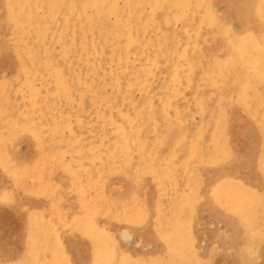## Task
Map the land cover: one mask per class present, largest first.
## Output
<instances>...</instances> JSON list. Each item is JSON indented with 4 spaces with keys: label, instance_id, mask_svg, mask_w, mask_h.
Wrapping results in <instances>:
<instances>
[{
    "label": "rangeland",
    "instance_id": "374dc122",
    "mask_svg": "<svg viewBox=\"0 0 264 264\" xmlns=\"http://www.w3.org/2000/svg\"><path fill=\"white\" fill-rule=\"evenodd\" d=\"M67 1L72 6H63V2L51 9L41 2L42 9H39L40 6L35 8L30 18L28 15H21L23 17L20 20L16 18L13 11L15 8L9 6L6 0H0V134H6L5 138L8 137L5 139L0 135V150L3 149L0 152V264H6V262L23 264L24 261L26 264L28 260L29 263L31 260V262L35 261V264L38 262L45 264L44 259L47 255L51 259L54 256L52 261L55 260L52 262L50 258H47V264H56L58 259L63 258L66 259L60 260L58 264L68 259L70 264H98L99 259L92 255L104 257L109 252L112 256L105 260L107 264L108 262L130 264L127 263V259L133 264H154L156 260L155 264H172L174 257L170 254V246L175 242L168 240L166 234L168 228L171 227L168 221L170 223L173 220L178 222L177 227L180 226L178 229L182 231L178 232V235H181L182 241L186 240L185 247L190 249V252L186 249L187 255H192V259L194 257L202 259L199 261L194 259L196 264H213V262L214 264H264V233H261L264 230V218H262L264 214H261V212L264 213L261 211L264 210V202H261L264 201V162H262L264 159V102L261 111V106L258 110L255 109L256 102L264 101V93L255 89V87H260L256 81L248 91L252 100L250 105L240 103L241 99L236 96L242 88L238 87L240 80L236 72H240L241 68L227 65L223 67V71H220L217 68L220 61L216 58L226 52L227 42L225 34L222 36L217 33L215 26L226 21V14L235 26L238 16L241 17L243 13L248 14L247 10H242V6L249 3V0H208L213 4L215 19L216 17L218 19L215 21L209 17L202 23L199 21L203 17V6H198L197 0H166V3L161 5L155 0H141L145 2L142 6L140 4L135 6L136 12L135 9H131V6L124 7L123 0H117L113 4H109L110 0H98L99 5H93L94 0ZM138 1L132 0L135 3ZM83 3L88 4V9L84 13L79 11ZM25 5L26 11H29L27 7L30 3H25ZM101 5H104L105 14L99 20V16L96 15H100L97 10ZM179 7L182 8L181 13L185 20L178 19L174 23H168L165 15L168 13L170 15L174 10L180 12ZM249 13L251 14L250 11ZM222 58L224 59V56ZM189 63L194 64L192 73L188 71ZM213 69L216 71L214 72ZM203 70L204 72L208 70V72L204 73ZM175 71L183 75L180 80L173 82L172 75ZM215 78L220 79V81L217 79L218 86L213 84ZM26 80L31 82L32 89L25 85ZM220 84L222 89H227L228 92L220 91ZM198 85L202 87L201 90ZM218 92L226 96L222 102L218 99ZM40 97H42L41 100ZM212 112L216 114L215 117ZM19 118H25L23 120L27 124ZM16 120L17 122H14ZM19 122H24L26 125ZM17 126L20 127L17 128ZM122 136L125 138L123 139ZM123 143L125 146L120 145ZM186 147L189 150L187 152H185ZM209 149L210 151L213 149L212 153ZM170 150L172 153L169 152ZM50 152L54 154L49 156ZM86 153L92 155H90L92 158L89 156L92 160L87 157ZM207 153H211L212 156L209 157ZM58 154L63 155L59 157ZM73 154L80 158L75 164H71ZM38 155H42L39 160ZM124 169L126 171L123 172ZM73 177L74 180H72ZM225 180L241 182L243 189L247 190L251 196L256 193L254 197L257 203L248 206V211H252V215L246 219L249 224L248 230L244 227L241 216L239 217L230 208L215 200L218 185ZM98 184H100L99 187ZM156 186L158 188L163 186V189H157ZM22 187L29 189L25 190ZM166 190H169V194ZM171 191L175 193L172 195ZM95 192L96 195L93 194ZM37 193L38 196H36ZM86 193L90 195L88 196L90 199L86 197ZM127 198H130L128 199L130 202ZM91 199L94 201L92 202ZM131 199L134 201L131 202ZM156 199H161V201ZM249 201L247 203H251ZM96 202L99 204H95ZM171 203L173 205H170ZM86 207H89L88 210ZM38 208H40L39 213ZM171 210L176 211L177 216H174L175 213L172 214ZM80 211L83 214L82 217H80ZM28 213L33 217L37 215L38 219L30 215L27 217ZM50 213L53 214L50 216ZM156 213L160 215L157 216ZM163 213L166 215H162ZM70 214H72L71 218ZM74 214L77 216L73 218ZM255 215L258 217L256 218ZM44 216L49 217L45 219V222L42 221ZM53 216H55L54 219ZM166 216L170 219H166ZM191 216L194 217L191 218ZM253 216L255 218H251ZM32 220L38 223L34 225ZM190 220L193 221L190 223ZM83 222H86V225ZM260 223L261 225L256 226ZM78 225L79 231H77ZM30 226L35 228L32 229ZM165 229H167L166 233H163ZM186 230L190 232L188 235L187 231L188 237L186 232L182 234ZM52 232H55V236ZM45 237H50L53 241L50 238L45 241ZM37 238H39L38 241H36ZM169 238L172 239V235H169ZM59 240H63V244ZM92 242L96 247L91 245ZM108 242H111V247ZM246 242L250 243L249 246ZM40 245L44 248H39ZM101 245H105L104 248ZM191 246L197 248L198 251L193 250L194 247L192 251ZM95 248L99 249L98 253ZM105 248L111 251H106ZM253 248L256 250L253 252H256L255 254L250 253ZM30 249L32 250L29 251ZM41 249H46L44 252L46 256L45 254L41 256L43 260L38 257L43 253ZM38 251L40 252L36 255ZM99 251H102L100 255ZM193 252L198 256L190 254ZM123 253L126 261L123 255L121 256ZM153 256L155 261L149 262ZM120 258L124 262L119 261ZM139 258L142 262H139ZM133 259H135L134 262ZM68 261L66 264H69ZM102 263L105 264L104 261L100 264Z\"/></svg>",
    "mask_w": 264,
    "mask_h": 264
},
{
    "label": "bare ground",
    "instance_id": "6f19581e",
    "mask_svg": "<svg viewBox=\"0 0 264 264\" xmlns=\"http://www.w3.org/2000/svg\"><path fill=\"white\" fill-rule=\"evenodd\" d=\"M95 2H94V4L93 5H99L100 3H97L98 2V0H94ZM101 1V0H100ZM111 2H109V4H113L114 2H117V0H110ZM146 1H149V0H146ZM156 2H157V4H163V3H166V0H155ZM6 2L8 3V5L9 6H13L15 9H13V11L15 12V14H16V18L17 19H19L20 18V20H22V17L23 16H21V15H28L29 16V18L30 17H32L33 16V11H34V9L35 8H38L39 6V9L41 8L42 9V7H41V2L46 6V7H50V9L51 8H54V7H57L58 6V4L59 3H63L64 5L63 6H72V5H70L71 3L69 2V1H67L66 2V0H6ZM123 5H124V7L126 6V7H128V6H131V9H135V6H137V5H143V3L145 2V1H141V0H139L138 2H132V0H123ZM25 3H30V6H28L27 7V9L29 10V11H26V5H25ZM133 4V5H132ZM48 5V6H47ZM197 5L198 6H200V5H202L203 7H202V9H203V13H202V15H203V17H202V20L200 19V21H199V23H202L203 22V20H208L209 19V17H211L212 18V20H217L218 18L216 17V19H215V16L213 15L214 13V7H213V4H211V2H209L208 0H197ZM218 5V4H217ZM246 5V6H245ZM99 8H98V10H97V12H99V14L100 15H96V16H99V20H101L102 19V16L105 14L104 12H105V8H103L104 7V5H101V6H98ZM108 7H111V5H108ZM89 8H91V6L89 7ZM136 8H138V7H136ZM88 9V4H85V3H83V5H81L80 6V8H79V11L80 12H86V10ZM110 9V8H109ZM139 10H140V6H139V8H138ZM174 10V9H173ZM172 10V11H173ZM184 10V9H183ZM242 10H247L248 11V14L247 13H243V15L240 17V16H238L239 18L238 19H236L237 20V22H236V24H237V26H236V24H235V26H234V23H233V21L231 22L230 21V19H228L229 18V16H227V14L225 15L226 16V21L224 20L223 21V23H220V24H218V25H216L215 26V28H216V31H217V33H219V34H221L222 36L225 34V39H226V42H227V44L225 45V46H227V50H226V52H224V53H222V55H220V56H217L216 58H219L218 59V61H220L219 62V65H218V69L220 70V71H223V67L225 66H227V65H229V67H233L232 65H235V66H237V67H239V68H241V70H240V72H236V74H238V79L240 80L238 83H239V85H238V87L239 88H242V90L239 92V94H238V96H236L237 98H240L241 100H240V103H243V105H250V102H252V100H251V98L249 97V94H248V91H249V88L250 87H252V84H255V82L257 81L259 84H260V87H255V89L256 90H258L260 93L261 92H263L264 93V0H249V3H246V4H243V6H242ZM56 11V10H55ZM135 12L137 11L136 9L134 10ZM178 11H180V12H175V10L169 15V13L168 14H166L165 15V19L167 20V22L168 23H174L176 20H178V19H182V20H185V17H183L182 16V8L181 7H179V9H178ZM249 11L251 12V14L249 13ZM232 12V11H231ZM42 13V12H41ZM93 13V12H92ZM36 14H37V12H36ZM164 15V14H163ZM216 16H218V15H216ZM25 17V16H24ZM162 19H163V16H162ZM132 20V19H131ZM19 21V20H18ZM161 21H163V20H161ZM229 21V22H228ZM20 23V22H19ZM126 24V23H125ZM239 24V25H238ZM127 25V24H126ZM204 25H205V23H204ZM13 26V25H12ZM201 26V25H200ZM199 26V27H200ZM165 27V26H164ZM180 28V27H179ZM188 27H186V29H187ZM9 29V28H8ZM16 29V28H15ZM14 30V29H13ZM12 30V31H13ZM17 31V30H16ZM169 31V30H168ZM188 31V30H187ZM28 32V31H27ZM171 32V31H170ZM13 34V33H12ZM207 34V33H206ZM214 34V33H213ZM170 35V34H169ZM122 36V35H121ZM120 36V37H121ZM13 37V36H12ZM15 37V36H14ZM215 38V37H214ZM11 39H13V38H11ZM184 39V38H183ZM225 43V42H224ZM183 44V43H182ZM192 47V46H191ZM219 47H223V46H219ZM122 48V47H121ZM223 49V48H222ZM122 50V49H121ZM120 51V50H119ZM188 51V50H187ZM194 51V50H193ZM217 51H219L218 49H217ZM209 52H211V50H209ZM212 53V52H211ZM186 55V54H185ZM187 55H188V53H187ZM215 55V54H214ZM115 56V55H114ZM198 56V55H197ZM224 56V59L222 58ZM102 57V56H101ZM37 58V57H36ZM195 58V57H194ZM88 59H90V58H88ZM188 59V58H187ZM196 59V58H195ZM93 60V59H92ZM161 60V59H160ZM159 60V61H160ZM163 60H164V58H163ZM162 60V61H163ZM114 61V60H113ZM200 61V60H199ZM217 61V62H218ZM195 62H197V61H195ZM203 61H201V63H202ZM206 62V61H205ZM204 62V63H205ZM118 63V62H117ZM186 64V63H185ZM184 64V65H185ZM193 64V63H192ZM212 64V63H211ZM83 65V64H82ZM122 65V64H121ZM194 65V64H193ZM193 65H191V63H189V72H191L192 70H193V68H194V66ZM202 65V64H201ZM208 65V64H207ZM112 66V65H111ZM198 66V65H197ZM210 66H212V65H210ZM20 67V66H19ZM79 67V66H78ZM89 67H91V66H89ZM75 68V67H74ZM77 68V67H76ZM133 68V67H132ZM197 68V67H196ZM209 68V65H208V67H207V69ZM186 69V68H185ZM204 69H205V67H204ZM211 69H212V67H211ZM210 69V70H211ZM216 69V68H215ZM215 69H213V71L215 70ZM195 70V69H194ZM202 70V69H201ZM67 71V70H66ZM216 71V70H215ZM214 71V72H215ZM113 72V71H112ZM153 72H154V70H153ZM194 72V71H193ZM199 72H202V71H199ZM203 72H204V70H203ZM205 72H208V70L206 71L205 70ZM204 72V73H205ZM21 73V72H20ZM192 73V72H191ZM195 73H196V71H195ZM217 73V72H216ZM235 73V72H234ZM215 74V73H214ZM224 74V73H223ZM18 75V74H17ZM183 74L182 73H179L178 71H175L174 72V74L172 75V80H173V82H175V81H177V80H180L181 79V76H182ZM208 75V74H207ZM218 75H219V73H218ZM18 76H20V74L18 75ZM194 76V75H193ZM17 77V76H16ZM95 77V76H94ZM208 77H209V75H208ZM221 77V76H220ZM21 78V77H20ZM30 78V77H29ZM132 78V77H131ZM196 78H198V77H196ZM205 78V77H204ZM100 79V78H99ZM189 79V78H188ZM199 79V78H198ZM217 79H219V78H215L214 80H213V84H217L216 86H218V83H219V81H220V79H219V81L217 80ZM35 80V79H34ZM102 81V80H101ZM100 81V82H101ZM223 81V80H222ZM25 83V85L29 88V89H32L33 88V85L31 84V82H29V81H25L24 82ZM23 83V84H24ZM102 83H103V81H102ZM187 83V82H186ZM208 83V82H207ZM209 83H211V82H209ZM8 84V83H7ZM204 84V83H203ZM16 85H18V83H16ZM36 85V84H35ZM204 85H206V84H204ZM149 86V85H148ZM185 86V85H184ZM199 86V85H198ZM208 86H210V85H208ZM18 87H19V85H18ZM23 87V86H22ZM27 87H25V88H27ZM199 87H201V86H199ZM198 87V88H199ZM206 87H207V85H206ZM211 87V86H210ZM219 87L221 88L220 89V91H225V92H228V90L227 89H222L223 87H222V85L220 84L219 85ZM58 88V87H57ZM116 88V87H115ZM20 90L22 89V88H19ZM114 89V88H113ZM171 89V88H170ZM200 90L202 89V87L201 88H199ZM130 90V89H129ZM168 90V89H167ZM205 90V89H204ZM214 90V89H213ZM24 91V90H23ZM169 91V90H168ZM193 91V90H192ZM198 91V90H197ZM125 92V91H124ZM184 92V91H183ZM199 92H201V91H199ZM199 92H197V93H199ZM238 92V91H237ZM25 93V92H24ZM28 93V92H27ZM32 93V92H31ZM40 93V92H39ZM107 93V92H106ZM196 93V94H197ZM208 93V92H207ZM206 93V94H207ZM193 94H194V92H193ZM205 94V93H204ZM210 95L212 94V93H209ZM215 94V93H214ZM237 94V93H236ZM257 94V93H256ZM28 95H29V93H28ZM64 95V94H63ZM130 95V94H129ZM128 95V96H129ZM192 95V94H191ZM208 95V94H207ZM25 96V95H24ZM27 96V95H26ZM131 96V95H130ZM190 96V95H189ZM200 96V95H199ZM218 99H219V101L220 102H222L223 101V99L226 97L222 92H218ZM255 96H258V95H255ZM25 98V97H24ZM41 98L42 97H40V100H41ZM207 98V97H206ZM230 98V97H229ZM161 99V98H160ZM163 99H165V98H163ZM208 99H210V98H208ZM213 99V98H212ZM216 99V98H215ZM234 99V98H233ZM34 100V99H33ZM37 100V99H36ZM40 100L38 101V102H40ZM197 100V99H196ZM205 100H207V99H205ZM237 100V99H236ZM235 100V101H236ZM26 101H28V100H26ZM30 102H31V100H29ZM209 101H211V100H209ZM213 101V100H212ZM230 101H231V99H230ZM205 102V101H204ZM215 102V101H214ZM263 100L262 101H259V102H256L255 103V109H259L258 107H260V111L262 110V108H263ZM166 103V102H165ZM207 103V102H206ZM237 103V102H236ZM28 104V103H27ZM31 104V103H30ZM47 104V103H46ZM232 104V103H231ZM26 105V104H25ZM195 105V104H194ZM211 105H212V103H211ZM216 105V104H215ZM223 105V104H222ZM28 106V105H27ZM30 106V105H29ZM50 106V105H49ZM128 106V105H127ZM132 106V105H131ZM141 106H143V105H141ZM206 106V105H205ZM224 106V105H223ZM96 107V106H95ZM122 107V106H121ZM181 107V106H180ZM215 107H217V106H215ZM218 107H220V106H218ZM244 107V106H243ZM70 108V107H69ZM203 108V107H202ZM245 108V107H244ZM35 109V108H34ZM74 109V108H73ZM96 109V108H95ZM198 109V108H197ZM242 109V108H241ZM247 109V108H246ZM251 109V108H250ZM22 110H24V109H22ZM30 110V109H29ZM36 110H37V108H36ZM51 110H52V108H51ZM199 110V109H198ZM220 110V109H219ZM218 110V111H219ZM231 110V109H230ZM27 111H28V109H27ZM67 111V110H66ZM134 111V110H133ZM192 111V110H191ZM226 111V110H225ZM244 111V110H243ZM28 112H30V111H28ZM56 112V111H55ZM60 112V111H59ZM195 112H196V109H195ZM264 112V111H263ZM24 113V112H23ZM27 113V112H26ZM72 113V112H71ZM180 113V112H179ZM191 113V112H190ZM198 113V112H197ZM215 113H216V111H215ZM215 113H213L212 112V114H213V116L215 115L216 116V114ZM226 113V112H225ZM242 113H244V112H242ZM28 114V113H27ZM50 114V113H49ZM193 114H194V112H193ZM196 114V113H195ZM219 114H221V113H219ZM53 116V115H52ZM71 116V115H70ZM72 116H74V115H72ZM79 116V115H78ZM187 116V115H186ZM185 116V117H186ZM189 116V115H188ZM187 116V117H188ZM214 116V117H215ZM228 116H229V114H228ZM227 116V117H228ZM61 117V116H60ZM192 117H193V115H192ZM212 117V116H211ZM227 117H225V119L227 118ZM250 117V116H249ZM56 118V117H55ZM66 118H67V116H66ZM190 118V117H189ZM213 118V117H212ZM0 119H1V117H0ZM3 119V118H2ZM22 120L23 119H25V118H21ZM20 118H19V120H21ZM65 119V118H64ZM193 119V118H192ZM214 119H216V118H214ZM13 120V119H12ZM18 120V119H17ZM17 120L16 121H14V122H17ZM18 120V121H19ZM26 120H28V119H26ZM31 120V119H30ZM59 121H60V119H58ZM75 120V119H74ZM79 120V119H78ZM109 120V119H108ZM130 120V119H129ZM191 120V119H190ZM213 120V119H212ZM227 120V119H226ZM6 122H7V120H5ZM24 121V120H23ZM29 121V120H28ZM56 121V120H55ZM58 121V122H59ZM63 121V120H62ZM1 122V121H0ZM4 122V121H3ZM25 122V121H24ZM24 122H19V123H23L24 124ZM35 122V121H34ZM64 122V121H63ZM75 122H76V120H75ZM26 124H27V122H25ZM174 123V122H173ZM176 123V122H175ZM200 123V122H199ZM198 123V124H199ZM228 123V122H227ZM254 123H256V122H254ZM6 124V123H5ZM10 124V123H9ZM8 124V125H9ZM18 124V123H17ZM23 124H20V125H23ZM26 124H24V126L26 125ZM60 124H61V122H60ZM195 124V123H194ZM257 124V123H256ZM7 125V124H6ZM228 125V124H227ZM12 126V125H11ZM64 126V125H63ZM202 126V125H201ZM259 126V125H258ZM3 127V126H2ZM9 127V126H8ZM18 127H20V126H17V128ZM31 127V126H30ZM29 127V128H30ZM80 127V126H79ZM118 127H120V126H118ZM0 128H1V126H0ZM4 128V127H3ZM11 128V127H10ZM28 128V127H27ZM33 128V127H32ZM114 128H115V126H114ZM202 128V127H201ZM204 128V127H203ZM12 129V128H11ZM61 129V128H60ZM5 130V129H4ZM71 130V129H70ZM117 130V129H116ZM18 131V130H17ZM121 132H122V129L120 130ZM120 131H119V133H120ZM217 131V130H216ZM27 132H28V130H27ZM215 132V131H214ZM220 132V131H219ZM2 133V132H1ZM118 133V134H119ZM216 133V132H215ZM8 134V133H7ZM12 134V133H11ZM183 134V133H182ZM210 134V133H209ZM1 136H4V135H6V134H0ZM9 135V134H8ZM32 135V134H31ZM225 135V134H224ZM12 136H14V135H12ZM33 136V135H32ZM193 136V135H192ZM7 137V136H6ZM123 137V136H122ZM178 137V136H177ZM3 138V137H2ZM4 138H5V136H4ZM34 138H36V136L34 135ZM97 138V137H96ZM125 137H123V139H124ZM165 138V137H164ZM226 138V137H225ZM5 139H8V137L7 138H5ZM11 139V138H10ZM9 139V140H10ZM118 139V138H117ZM129 139V138H128ZM180 139V138H179ZM220 139V138H219ZM0 140H1V137H0ZM37 140V139H36ZM35 140V141H36ZM71 140V139H70ZM176 140V139H175ZM4 142L6 141V140H3ZM120 141H121V139H120ZM119 141V142H120ZM127 141H129V140H127ZM78 142V141H77ZM118 142V143H119ZM124 142V141H123ZM162 142V141H161ZM219 142V141H218ZM79 143V142H78ZM122 143V142H121ZM174 143H175V141H174ZM188 143V142H187ZM221 143V142H220ZM227 143H229V142H227ZM2 144V143H1ZM37 144H38V142H37ZM67 144V143H66ZM70 144V143H69ZM200 144V143H199ZM39 145V144H38ZM38 145H37V147H38ZM50 145V144H49ZM89 145V144H88ZM120 145H124L125 146V144L123 143V144H120ZM140 145V144H139ZM95 146V145H94ZM126 146H127V144H126ZM138 146V145H137ZM188 147H190V145L188 146ZM18 148V147H17ZM36 148V147H35ZM54 148V147H53ZM53 148L51 149V150H53ZM73 148H75V146H73ZM89 148H91V147H89ZM89 148H87V149H89ZM187 148V147H186ZM209 148V147H208ZM39 149V148H38ZM37 149V150H38ZM125 149V148H124ZM173 149V148H172ZM56 150V149H55ZM64 150H66V149H64ZM86 150V149H85ZM84 150V151H85ZM91 150V149H90ZM94 150V149H93ZM97 150H99V149H97ZM139 150V149H138ZM213 150V149H212ZM212 150L210 151V149H209V151L212 153ZM1 151H3V149L2 150H0V152ZM70 151V150H69ZM125 151V150H124ZM158 151V150H157ZM172 150H170L169 152L170 153H172L171 152ZM187 151H189L188 150V148H187V150L185 151V152H187ZM64 152V151H63ZM66 152V151H65ZM214 152V151H213ZM218 152V151H217ZM3 153V152H2ZM75 154H76V152H74ZM93 153V152H92ZM126 153V152H125ZM170 153H168L167 152V154H170ZM210 153V154H211ZM215 153V152H214ZM260 153V152H259ZM39 154H41V153H39ZM50 154H54V153H49V156H50ZM75 154H73L72 155V158H71V164H75V163H77V162H79V160H80V158L79 157H77ZM87 154V153H86ZM210 154H208L207 153V155H209V157H211L212 156V154L210 155ZM261 154V153H260ZM0 155H1V153H0ZM59 155V157L60 156H62V155H60V154H58ZM57 155V156H58ZM91 154L89 153V154H87V157L89 158V156H90ZM97 155H99V153L97 154ZM116 155V154H115ZM151 155V154H150ZM164 155H166V154H164ZM42 155H38V160L40 159V158H42L41 157ZM92 156V155H91ZM90 156V157H91ZM95 156V155H94ZM137 156V155H136ZM170 156H171V154H170ZM184 156H186V155H184ZM213 156H214V154H213ZM22 157V156H21ZM48 157V156H47ZM58 157V158H59ZM66 157V156H65ZM96 157V156H95ZM119 157V156H118ZM123 157V156H122ZM166 157V156H165ZM37 158V157H36ZM63 158V157H62ZM83 158H86V157H83ZM92 158V157H91ZM106 158V157H105ZM112 158V157H111ZM116 158V157H115ZM148 158H150V157H148ZM61 159V158H60ZM90 159V158H89ZM94 159V158H93ZM104 158H102V160H103ZM127 159V158H126ZM134 159V158H133ZM136 159V158H135ZM167 159V158H166ZM202 159H204V157L202 158ZM228 159V158H227ZM4 160V159H3ZM58 160V159H57ZM62 160V159H61ZM90 160H92V159H90ZM124 160V159H123ZM152 160H153V158H152ZM84 161V160H83ZM105 161V160H104ZM122 161V160H121ZM171 161V160H170ZM51 162H53V161H51ZM57 162V161H56ZM98 162V161H97ZM108 163L110 162V161H107ZM126 162V161H125ZM155 162V161H154ZM166 162V161H165ZM197 162V161H196ZM260 162V161H259ZM258 162V163H259ZM262 162H264V159H262ZM68 163H69V159H68ZM84 163V162H83ZM86 163V162H85ZM93 163H94V161H93ZM96 163V162H95ZM98 163H100V161L98 162ZM140 163V162H139ZM138 163V164H139ZM202 163V162H201ZM209 163H210V161H209ZM47 164V163H46ZM51 164V163H50ZM49 164V165H50ZM60 164V163H59ZM65 164H66V162H65ZM87 164V163H86ZM97 164V163H96ZM96 164H94V165H96ZM147 164V163H146ZM207 164V163H206ZM11 165V164H10ZM52 165V164H51ZM55 165V164H54ZM57 165H58V162H57ZM61 165V164H60ZM59 165V166H60ZM80 165H81V163H80ZM88 165V164H87ZM93 165V164H92ZM104 165H106V164H104ZM150 165V164H149ZM162 165V164H161ZM169 165V164H168ZM83 166V165H82ZM100 166V165H99ZM46 167V166H45ZM115 167H117V166H115ZM126 167V166H125ZM124 167V168H125ZM165 167H167L168 168V166H166L165 165ZM52 168V167H51ZM60 168V167H59ZM67 168V167H66ZM93 168V167H92ZM114 168V167H113ZM130 168V167H129ZM144 168H145V166H144ZM263 168H264V163H263ZM50 169V168H49ZM58 169V168H57ZM71 169V168H70ZM121 169V168H120ZM140 168H138V170H139ZM171 169V168H170ZM215 169V168H214ZM56 170V169H55ZM65 170V169H64ZM64 170H63V172H64ZM165 170V169H164ZM186 170V169H185ZM259 170H261V169H259ZM31 171V170H30ZM123 172L124 171H126L125 169L124 170H122ZM158 171V170H157ZM69 172H70V170H69ZM75 172V171H74ZM96 172H98V171H96ZM111 173L113 172V171H110ZM198 172V171H197ZM50 173V172H49ZM52 173H53V171H52ZM68 173V172H67ZM72 174H73V172H71ZM87 173H89V171H87ZM100 173V172H99ZM99 173H98V175H99ZM208 173V172H207ZM260 173H261V171H260ZM263 173V172H262ZM54 174V173H53ZM8 175H11V174H8ZM17 175V174H16ZM52 175V174H51ZM50 175V176H51ZM62 175V174H61ZM97 175V174H96ZM155 175H156V173H155ZM175 175V174H174ZM199 175H200V173H199ZM14 176V175H13ZM13 176H11V178L13 177ZM73 176V175H72ZM154 176V175H153ZM160 176V175H159ZM179 176V175H178ZM184 176V175H183ZM16 177V176H15ZM69 177L71 178V174L69 173ZM150 177H151V174H150ZM156 177V176H155ZM174 177V176H173ZM185 177V176H184ZM5 178V177H4ZM50 178V177H49ZM94 178H95V176H94ZM128 178V177H127ZM149 178V177H148ZM160 178V177H159ZM171 178V177H170ZM182 178V177H181ZM56 179V178H55ZM58 179V178H57ZM183 179V178H182ZM194 179V178H193ZM197 179H198V177H197ZM264 179V178H263ZM51 180V179H50ZM70 180V179H69ZM72 180H74V177H73V179ZM159 180V179H158ZM185 180V179H184ZM200 180H201V178H200ZM10 181V180H9ZM58 181V180H57ZM63 181V180H62ZM76 181V180H75ZM88 181V180H87ZM96 181V180H95ZM156 181V180H155ZM163 181V180H162ZM161 181V183H163ZM236 181V180H235ZM254 181V180H253ZM17 182V181H16ZM15 182V183H16ZM39 182V181H38ZM51 182V181H50ZM59 182V181H58ZM74 182V181H73ZM73 182H71V183H73ZM89 182V181H88ZM87 182V183H88ZM92 182V181H91ZM193 182V181H192ZM217 182V181H216ZM215 182V183H216ZM240 182V181H239ZM4 183V182H3ZM54 183V182H53ZM78 185H79V183H78V181L76 182ZM76 183H74V184H76ZM100 183V182H99ZM196 183V182H195ZM10 184V183H9ZM16 184H18V182L16 183ZM16 184H15V186H16ZM55 184V183H54ZM73 184V185H74ZM90 184V183H89ZM159 184V183H158ZM164 184H165V182H164ZM191 184V183H190ZM5 185H6V183H5ZM4 185V186H5ZM50 185V184H49ZM62 185V184H61ZM60 185V186H61ZM99 185L100 184H98V187H99ZM156 185V184H155ZM167 185V184H166ZM172 185V184H171ZM178 185V184H177ZM202 185V184H201ZM247 185V184H246ZM23 186H26V185H23ZM45 186V185H44ZM51 186V185H50ZM54 186V185H53ZM59 186V185H58ZM68 186V185H67ZM71 186H72V184H71ZM115 186V185H114ZM117 186V185H116ZM168 186V185H167ZM166 186V187H167ZM190 186V185H189ZM215 185H213V187H214ZM219 187L217 188V192H216V198H215V200L217 201V202H219V204H221V205H223V206H226V207H228V208H230L232 211H234V213H236V214H238L239 215V217L241 216V219H242V222L244 223V227H246V229L249 227V224H248V222H247V220L246 219H248V217H250L251 215H252V211L250 212V211H248V206L250 205V204H252V205H254V203H257V201L255 200V198L256 197H254V196H256L255 194L256 193H254V196H251V194L247 191V190H244L243 189V187H242V185H241V182L240 183H238V182H234V181H232V180H228V181H226L225 180V182L223 181V183H221L220 185H218ZM11 187H12V185H11ZM52 187V186H51ZM119 187V186H118ZM157 187V186H156ZM191 187V186H190ZM249 187V186H248ZM9 188H10V186H9ZM22 188H25V190H26V188L27 189H29L28 187H22ZM68 188V187H67ZM74 188V187H73ZM82 188H84V186L82 187ZM91 188H92V186H91ZM113 188V187H112ZM160 188V187H159ZM158 187H157V189H159ZM189 188V187H188ZM210 188H211V186H210ZM253 188V187H252ZM6 189V188H5ZM13 189V188H12ZM21 188H19V190H20ZM38 189V188H37ZM145 189V188H144ZM143 189V190H144ZM156 189V190H157ZM160 189H163V186H162V188H160ZM177 189V188H176ZM179 189V188H178ZM191 189V188H190ZM262 189V188H261ZM24 189H22V191H23ZM70 190V189H69ZM72 190V189H71ZM74 190V189H73ZM88 191H89V189H87ZM87 190H85V191H87ZM94 190V189H93ZM119 190H121V189H119ZM197 190V189H196ZM201 190V189H200ZM253 190V189H252ZM255 190H257V189H255ZM9 191V190H8ZM11 191V190H10ZM15 190H13V192H14ZM21 191V194L23 193V192H25V191H23L22 192ZM28 191V193H29V190H27ZM77 191H78V189H77ZM76 191V193H78ZM165 191V190H164ZM168 191L169 190H166V192L168 193ZM211 191H212V189H211ZM210 191V192H211ZM7 192V191H6ZM176 192H178L177 190H176ZM180 192V191H179ZM182 192V191H181ZM180 192V193H181ZM191 193H192V191H190ZM209 192V193H210ZM10 193H12V192H10ZM26 193V192H25ZM27 193V194H28ZM49 193H51V192H49ZM81 193H83V192H81ZM144 193V192H143ZM156 193H157V191H156ZM166 193V194H167ZM171 193H172V191H171ZM173 193H175V192H173ZM173 193H172V195H173ZM179 193V194H180ZM7 193H5V195H6ZM41 194V193H40ZM47 194V193H46ZM87 194V193H86ZM85 194V195H86ZM93 194H95L96 195V192L95 193H93ZM92 194V195H93ZM158 194H160V193H158ZM158 194H157V196H158ZM169 194V193H168ZM167 194V195H168ZM211 194L213 195V193L211 192ZM32 195V194H31ZM35 195V194H34ZM39 194L37 193L36 194V196H38ZM44 195V194H43ZM82 195V194H81ZM92 195H91V198H92ZM98 195H99V193H98ZM132 195V194H131ZM136 195V194H135ZM146 195V194H145ZM167 195H165V196H167ZM171 195V194H170ZM18 196H20L19 194H18ZM46 196V195H45ZM79 196H80V194H79ZM78 195H77V197H79ZM88 196H90V195H88L87 194V198H88ZM94 196V195H93ZM179 196V195H178ZM177 196V198H178V200H179V197ZM8 197V196H7ZM43 197V196H42ZM138 197V196H137ZM146 197V196H145ZM172 197V196H171ZM174 197V196H173ZM180 197H182V195H180ZM184 197V196H183ZM10 198V197H9ZM81 198V197H80ZM94 198V197H93ZM99 198H101L100 196H99ZM135 199H136V196L134 197ZM155 198H156V196H155ZM158 198V197H157ZM162 198V197H161ZM170 198V197H169ZM83 199V198H82ZM86 199V198H85ZM88 199H90V198H88ZM88 199H87V201H88ZM95 199H96V197H95ZM128 199H130V198H127V200ZM145 199V198H144ZM167 199V198H166ZM174 199V198H173ZM182 199H184V198H182ZM257 199H259V198H257ZM41 200V199H40ZM76 200V199H75ZM92 200V202L94 201L93 199H91ZM132 200V199H131ZM141 200H142V197H141ZM157 201H161V199L160 200H158V199H156ZM163 200H165L164 198H163ZM171 200V199H170ZM169 200V201H170ZM176 200V199H175ZM250 200V201H249ZM262 200V199H261ZM49 201H50V198H49ZM61 201V200H60ZM82 201H84V200H82ZM95 201H97V200H95ZM99 201V200H98ZM102 201V200H101ZM100 201V202H101ZM134 200H132L131 202H133ZM143 201V200H142ZM156 201V202H157ZM165 201H168V200H165ZM172 201V200H171ZM180 201V200H179ZM184 201V200H183ZM200 201V200H199ZM214 201V200H213ZM247 201H249V202H251V203H247ZM4 202V201H3ZM46 202V201H45ZM81 202V201H80ZM80 202H79V204H80ZM124 202H126V200H124ZM128 202H130V200H128ZM172 202H174V201H172ZM262 203L264 202V201H261ZM144 203H145V201H144ZM167 203V202H166ZM176 203H178V202H176ZM180 203V202H179ZM178 203V204H179ZM61 204V203H60ZM95 204H97V202L95 203ZM99 204V203H98ZM97 204V205H98ZM162 204V203H161ZM198 204V203H197ZM81 205V204H80ZM92 205V204H91ZM94 205V204H93ZM128 205V204H127ZM132 205V204H131ZM170 205H173V203H171ZM263 205V204H262ZM262 205L260 206V208L262 209ZM65 206V205H64ZM68 206V205H67ZM124 206H125V204H124ZM123 205H122V207H124ZM167 206H168V204H167ZM176 206V205H175ZM48 207V206H47ZM55 207V206H54ZM78 207L79 208H81L79 205H78ZM92 207V206H91ZM135 207V206H134ZM161 207H163V205L161 206ZM176 207H178V206H176ZM25 208V207H24ZM52 208H53V205H52ZM83 209H84V206L82 207ZM87 208V207H86ZM89 208V207H88ZM88 208H87V210H88ZM93 208V207H92ZM222 208V207H221ZM224 208V207H223ZM39 209L40 208H38V213H39ZM48 209H51V207H48ZM58 209V208H57ZM78 209V208H77ZM82 209V210H83ZM133 209V208H132ZM131 209V210H132ZM137 209V208H136ZM165 209H167V208H165ZM164 209V210H165ZM168 209H170V207L168 208ZM171 209H172V207H171ZM178 209V208H177ZM209 209H211V208H209ZM34 210V209H33ZM33 210H31V211H33ZM43 210V209H42ZM58 210H60V209H58ZM57 210V211H58ZM71 210V209H70ZM81 210V211H82ZM173 210H175V208L173 209ZM193 210V209H192ZM250 210V209H249ZM260 210V209H259ZM259 210H258V212H259ZM28 211H29V209H28ZM37 211V210H36ZM47 211V210H46ZM53 211H54V208H53ZM81 211L79 212V214L81 213ZM94 211H96L95 209H94ZM100 211V210H99ZM122 211H123V209H122ZM169 211V213H170V210H168ZM178 211V210H177ZM190 211V210H189ZM195 211V210H194ZM225 211V210H224ZM261 211H264V210H261ZM78 212V211H77ZM125 212V211H124ZM123 212V213H124ZM162 212H163V210H162ZM167 212V210L165 211V213ZM216 212V211H215ZM228 212V211H227ZM248 212H250V213H248ZM29 213H30V211H29ZM28 213V215H27V217L30 215ZM34 213H36V212H34ZM44 213V212H43ZM159 213V212H158ZM158 213H156V215L158 214ZM165 213H163L162 215H164ZM171 213L173 214V213H175V215L174 216H177V213H176V211L175 212H172V210H171ZM195 213H197V212H195ZM226 213V212H225ZM53 214V213H52ZM51 213H50V216L52 215ZM64 214V213H63ZM68 214V213H67ZM84 214H86V213H84ZM90 214V213H89ZM100 214H102V212L100 213ZM172 214H169V215H171L172 216ZM207 214V213H206ZM216 214V213H215ZM261 214H264V213H262L261 212ZM55 215V214H54ZM59 215V214H58ZM71 215L72 214H70V218H71ZM82 213H81V216L80 217H82ZM91 215V214H90ZM126 215V214H125ZM155 215V214H154ZM160 215V214H159ZM159 215H157V216H159ZM166 215V214H165ZM220 215H222V213L220 212ZM232 215H234L233 213H232ZM257 215V214H256ZM256 215H255V217H256ZM32 218H36L37 217V215H36V217H33L32 216V214L30 215ZM29 216V217H30ZM43 216V215H42ZM77 216V215H76ZM75 216V214L73 215V218L74 217H76ZM95 216V215H94ZM105 216H107L106 214H105ZM109 216V215H108ZM157 216L155 217V218H157ZM168 216V215H167ZM167 216H166V219H170V218H167ZM173 216V217H174ZM195 216V215H194ZM193 216V217H194ZM205 216V215H204ZM224 216V215H223ZM234 216H236V215H234ZM26 217V216H25ZM54 217L55 216H53V219H54ZM85 217V216H84ZM110 217V216H109ZM181 217V216H180ZM192 216H191V218H193ZM238 217V218H239ZM254 216L253 217H251V218H255ZM258 217V216H257ZM256 217V218H257ZM46 218H49V217H47L46 216ZM45 216H44V219H42V221L44 220V222H45ZM51 218V217H50ZM59 218V217H58ZM64 218V217H63ZM99 218V217H98ZM97 218V219H98ZM212 218V217H211ZM226 218H229V217H226ZM251 218H249L250 220H251ZM262 218H264V217H262ZM26 219V218H25ZM28 219V218H27ZM36 219H38V218H36ZM77 219H79V218H77ZM127 219V218H126ZM152 219H153V217H152ZM173 219H175V218H173ZM172 219V220H173ZM217 219V218H216ZM240 219V218H239ZM240 219V220H241ZM33 220H35V219H33ZM33 220H32V222H33ZM58 220V219H57ZM76 219H74V221H75ZM82 220H84V219H82ZM91 220H93V219H91ZM114 220V219H113ZM119 220V219H118ZM167 220V221H168ZM254 221H255V219H253ZM260 220H261V217H260ZM28 221V220H27ZM39 221V220H38ZM41 221V222H42ZM72 221V220H71ZM73 221V222H74ZM80 221V220H79ZM78 221V222H79ZM87 221H89V219L87 220ZM97 221V220H96ZM95 221V222H96ZM153 221V220H152ZM178 221H179V218H178ZM193 220H190V223L192 222ZM257 221V220H256ZM30 222V221H29ZM32 222H30L31 224H32ZM35 222V221H34ZM33 222V223H34ZM58 222V221H57ZM94 221H92V223H93ZM154 222V221H153ZM153 222H152V224H153ZM161 222H162V220H161ZM165 223H167L166 221H164ZM181 222V221H180ZM239 222V221H238ZM247 222V223H246ZM252 222V221H251ZM260 222V221H259ZM263 222V221H262ZM36 223H38V222H36ZM36 223H34V225L36 224ZM61 223V222H60ZM67 223V222H66ZM69 223V222H68ZM77 223V222H76ZM84 223V222H83ZM83 223H80V224H83ZM86 223V222H85ZM84 223V224H85ZM90 223H91V221H90ZM97 223V222H96ZM99 223V222H98ZM164 223V224H165ZM198 223V222H197ZM27 224H29L28 222H27ZM30 224V225H31ZM54 224H56V223H54ZM64 223H62V225H63ZM79 224V223H78ZM161 224H163V222L161 223ZM168 224H170L169 226H171L170 228H168V233L166 234V236L168 235V240H171L172 242H173V240H174V242H175V244H173L172 246H170V254H171V256H173L174 258L172 259L173 261L171 262L172 264H196V261H194V259H197L198 257H194V259H192V255H189V257H188V255H187V251H186V249H188L189 247H185L186 245L184 244V243H186L185 241L186 240H181V238L182 237H180L181 235H178V232L179 233H181L180 232V226L179 227H177V225H179L178 224V222L177 221H175V220H173V222H171L170 221V223H169V221H168ZM194 224V223H193ZM192 224V225H193ZM56 225H58V224H56ZM61 225V226H62ZM86 225V224H85ZM92 224H90V226H91ZM94 225H96V224H94ZM158 225V224H157ZM167 225V224H166ZM188 225V224H187ZM258 225H261V223L260 224H256V226H258ZM27 226V225H26ZM29 226V225H28ZM49 226V225H48ZM59 226V225H58ZM65 226V225H64ZM72 226V225H71ZM73 226H75V225H73ZM153 226H155L154 224H153ZM160 226V225H159ZM169 226H167V227H169ZM190 226H191V224H190ZM200 226V225H199ZM32 226H30V228H31ZM47 227V226H46ZM51 227H52V224H51ZM92 227V226H91ZM97 227V226H96ZM100 226L98 225V228H99ZM105 227V226H104ZM158 227V226H157ZM164 227H166V226H164ZM183 227H185V226H183ZM211 227V226H210ZM35 228V227H34ZM33 227H32V229H34ZM41 228H42V226H41ZM40 228V229H41ZM59 228V227H58ZM65 228V227H64ZM93 228V227H92ZM107 228V227H106ZM156 228V227H155ZM159 228V227H158ZM179 228V229H178ZM191 228V227H190ZM255 228V227H254ZM28 229H29V227H28ZM27 229V230H28ZM53 229H54V225H53ZM69 229V228H68ZM72 229V228H71ZM70 229V230H71ZM74 229V228H73ZM75 229H76V227H75ZM79 225H78V230L77 231H79ZM160 229V228H159ZM164 229V228H163ZM163 229H162V231H163ZM183 229V228H182ZM181 229V230H182ZM185 229V228H184ZM206 229V228H205ZM228 229V228H227ZM263 229V228H262ZM69 230V231H70ZM83 230V229H82ZM81 230V231H82ZM84 230L86 231V229L84 228ZM93 230V229H92ZM107 230V229H106ZM166 230L167 229H165L164 231L165 232H163V233H166ZM189 230H191V229H189ZM244 230V229H243ZM248 230V229H247ZM88 231V230H87ZM90 231V230H89ZM161 231V232H162ZM188 230H186V231H183V233L182 234H185V232H186V236H187V233L189 232H187ZM224 231V230H223ZM222 231V232H223ZM259 231V230H258ZM26 232H29V231H26ZM40 232V231H39ZM61 232V231H60ZM65 232V231H64ZM83 232V231H82ZM81 232V233H82ZM214 232V231H213ZM221 232V233H222ZM34 233V232H33ZM55 232H52V234H54ZM73 233H76V232H73ZM89 233V232H88ZM87 233V234H88ZM162 233V234H163ZM247 233V232H246ZM250 233V232H249ZM254 233H256V232H254ZM261 233L263 234L264 233V230H262L261 231ZM260 233V234H261ZM31 234V233H30ZM65 234V233H64ZM72 234V233H71ZM92 234V233H91ZM106 234V233H105ZM190 234V232L188 233V235ZM219 234V233H218ZM244 234V233H243ZM248 234V233H247ZM253 234V233H252ZM258 234V233H257ZM261 234V235H262ZM27 235V234H26ZM29 235V234H28ZM31 235H34V234H31ZM36 235V234H35ZM45 235V234H44ZM62 235V234H61ZM107 235V234H106ZM157 235V234H156ZM159 235V234H158ZM165 235V234H164ZM169 235H172V239H170L169 238ZM215 235H217V234H215ZM246 235V234H245ZM251 235V234H250ZM260 235V237H262ZM46 236V235H45ZM53 236V235H52ZM54 236H55V234H54ZM53 236V237H54ZM60 236V235H59ZM96 236V235H95ZM99 236V235H98ZM101 236V235H100ZM111 236V238H112V235H110ZM114 236V235H113ZM185 236V235H184ZM194 236H195V233H194ZM252 236V235H251ZM165 237V236H164ZM163 237V238H164ZM171 237V236H170ZM180 237V238H179ZM188 237V236H187ZM205 237V236H204ZM27 238H29V237H27ZM46 238V237H45ZM48 238V237H47ZM47 238H46V240L45 241H47ZM50 238V237H49ZM48 238V239H49ZM64 238V237H63ZM99 238V237H98ZM115 238V237H114ZM159 238V237H158ZM189 238H190V236H189ZM252 238V237H251ZM38 239L39 238H37L36 239V241H38ZM41 239V238H40ZM54 239H55V237H54ZM89 239V238H88ZM108 239V238H107ZM165 239H166V241H167V238L165 237ZM183 239V238H182ZM184 239H186V238H184ZM32 241H34L33 239H31ZM50 240H52L51 238H50ZM251 240V239H250ZM30 241V240H29ZM49 241V240H48ZM53 241V240H52ZM59 241H62L61 242V244H63V240H59ZM89 241V240H88ZM103 241V240H102ZM106 241V240H105ZM171 241H169V242H171ZM195 241H196V239H195ZM40 242V241H39ZM39 242H36L37 244L39 243ZM44 241H42V243H43ZM54 242H55V240H54ZM113 242V241H112ZM163 242V241H162ZM168 242V243H169ZM183 242V243H182ZM212 242V241H211ZM23 243V242H22ZM30 243H31V241H30ZM29 243V244H30ZM52 243V242H51ZM56 243V242H55ZM54 243V244H55ZM108 243H110V247H111V242H108ZM164 243V242H163ZM215 243V242H214ZM36 244V245H37ZM44 244H46V243H44ZM49 244H50V242H49ZM49 244L47 243V245H48V248H49ZM57 244V243H56ZM71 244V243H70ZM100 244H102V243H100ZM104 244H105V242H104ZM116 244V243H115ZM114 244V245H115ZM171 244V243H170ZM195 244V243H194ZM246 244H247V242H246ZM246 244H245V246H246ZM250 244V243H249ZM249 244H247V246H249ZM253 245H254V243H252ZM26 245H27V243H26ZM30 245H32V243L30 244ZM46 245V246H47ZM58 245H60L59 244V242H58ZM91 245H93V246H95L94 244H93V242L91 243ZM97 245V248H99L98 246V244H96ZM192 245V244H191ZM242 245L244 246V244L242 243ZM7 246V245H6ZM29 246V245H28ZM46 246H45V248H46ZM51 246H52V244H51ZM57 246V245H56ZM101 246H103V248H104V246L105 245H101ZM108 245H106V247H107ZM117 246V245H116ZM116 246H114V247H116ZM129 246V245H128ZM198 246V245H197ZM196 246V247H197ZM218 246V245H217ZM217 246H215V247H217ZM246 246V247H247ZM256 246H257V244H256ZM31 247V246H30ZM40 247H43L44 248V246L42 245H40L39 246V248ZM53 247V246H52ZM61 247V246H60ZM65 247V246H64ZM96 247V246H95ZM194 247V246H193ZM193 247L191 246L190 248H191V250L193 249ZM258 247H259V245H258ZM26 248V247H25ZM38 248V247H37ZM38 248V249H39ZM61 248H63V247H61ZM60 248V249H61ZM97 248H95V249H97ZM102 248V249H103ZM239 248H241V246L239 247ZM24 249V248H23ZM29 249V248H28ZM47 249V248H46ZM46 249H44V250H42L41 249V251H43V253H41V255H39L38 257L39 258H41V256H42V254H45L44 252H46L45 250ZM50 249V251H51V248H49ZM58 249V248H57ZM100 249H101V247H100ZM106 249V251H108L107 250V248H105ZM121 249V248H120ZM123 249V248H122ZM197 249V248H196ZM195 249V247H194V249L193 250H196ZM211 249H213V248H211ZM246 249V248H245ZM250 248L248 247V250H249ZM252 249V248H251ZM26 250V249H25ZM24 250V251H25ZM32 249H30L29 251H31ZM40 250V249H39ZM63 250H66V249H63ZM93 250H94V247H93ZM98 250L99 249H97V253H98ZM118 250H119V248H118ZM117 250V251H118ZM190 249H188V251H189ZM192 250V251H193ZM209 250H210V248H209ZM208 250V251H209ZM254 248H253V251L251 250V254H255V253H253L254 252ZM23 251V252H24ZM28 251V250H27ZM94 251H96V250H94ZM93 251V252H94ZM104 251V250H103ZM105 251V252H106ZM109 251H111V250H109ZM165 251V250H164ZM197 251H198V249H197ZM246 251V250H245ZM256 251V250H255ZM39 252L40 251H38V253L36 254V255H38L39 254ZM49 252V251H48ZM64 251H62V253H63ZM102 252V251H101ZM100 251H99V255H100V253H101ZM120 252V251H119ZM125 252V251H124ZM190 252V251H189ZM188 252V253H189ZM241 252V251H240ZM239 252V253H240ZM27 253V252H26ZM50 253V252H49ZM48 253V254H49ZM52 253V252H51ZM50 253V254H51ZM68 253H69V251H68ZM90 253V252H89ZM108 253V252H107ZM106 253V254H107ZM115 253V252H114ZM214 253V252H213ZM219 253V252H218ZM248 254V255H250L251 256V254ZM22 254H24V253H22ZM50 254H49V256H50ZM93 254H95V252L93 253ZM109 254V255H108ZM107 254V256H100V257H98V256H95V255H92V256H94V257H96V259H99V261H100V263H101V261H104V263H105V260H108L109 258H111V256H110V252ZM120 254V253H119ZM128 253H126V255H127ZM158 254V253H157ZM190 254H194V252L193 253H190ZM209 255H210V253H208ZM217 254V253H216ZM31 255V254H30ZM70 255V254H69ZM96 255H98V254H96ZM123 255V257H124V259H125V261H126V258H125V255H124V253L123 254H121V256ZM198 256L197 254H194L193 256ZM208 255V256H209ZM245 255V254H244ZM21 256H24V255H21ZM20 256V257H21ZM28 256H29V254H28ZM45 256H46V254H45ZM52 256V255H51ZM58 256V255H57ZM62 256V255H61ZM131 256V255H130ZM136 256V255H135ZM134 256V257H135ZM139 256V255H138ZM142 256V255H141ZM149 256V255H148ZM212 256V255H211ZM64 257H65V255H64ZM91 257V256H90ZM93 257V258H94ZM98 257V258H97ZM122 257V258H123ZM132 257V256H131ZM150 257V256H149ZM205 257H207V256H205ZM239 257V256H238ZM242 257V256H241ZM241 257H240V259H241ZM35 258V257H34ZM49 259L50 257H48V255H47V257H46V259ZM53 258H54V256L52 257V259H51V261L53 260ZM60 258V257H59ZM93 258H91L92 260H94ZM144 258V257H143ZM142 258V259H143ZM146 258V257H145ZM203 258V257H202ZM209 258V257H208ZM29 259H31V257L29 258ZM42 259V258H41ZM46 259H44L45 260V264H47L46 263ZM47 259V260H48ZM56 259V258H55ZM63 259H66V258H63ZM63 259H58L57 261L59 262L60 260H63ZM115 259H117V257L115 258ZM140 259V258H139ZM149 259H151V258H149ZM199 259H201L200 257H199ZM199 259H197L198 261H199ZM212 259V258H211ZM256 259H258V258H256ZM255 259V260H256ZM16 260V259H15ZM26 260V259H25ZM43 260V259H42ZM41 260V261H42ZM69 260V259H68ZM68 260H66V262L68 261ZM132 260V259H131ZM134 260L135 259H133V262H134ZM146 260H147V258H146ZM145 260V262L147 263V261ZM160 260V259H159ZM202 260V259H201ZM23 261H24V259H23ZM29 261V260H28ZM27 261V263L26 264H32V262H34V264H35V261H32L31 262V260H30V263ZM37 261V260H36ZM40 261V262H41ZM56 261V262H57ZM71 261V260H70ZM97 260H95V262H96ZM112 261H113V258H112ZM117 261H118V259H117ZM119 261H121V262H124V260L122 261V259L120 258V260ZM153 261H155L154 260V256H153V259L152 260H150L149 262H153ZM157 261V260H156ZM155 261V262H156ZM213 261V260H212ZM240 261V260H239ZM25 262V261H24ZM24 262H23V264H24ZM38 262V261H37ZM42 262V263H43ZM52 262H55V260L54 261H52ZM58 262L56 263V264H58ZM62 262V261H61ZM66 262H62V263H60V264H66ZM73 262V261H72ZM98 262V261H97ZM139 262H142V260L140 259V261ZM144 262V261H143ZM155 262H154V264H155ZM160 262H161V260H160ZM159 262V263H160ZM258 262V261H257ZM11 263H12V261H11ZM17 263V262H16ZM16 263H14V264H16ZM68 263H69V261H68ZM75 263V262H74ZM82 263V262H81ZM100 263H98V264H100ZM111 263V262H110ZM109 262H108V264H110ZM114 263V262H113ZM117 263H119V262H116V264ZM127 263H130V264H133V263H131V262H128V259H127ZM138 263V262H137ZM212 263V262H211ZM252 263V262H251ZM4 264V263H3ZM6 264H10V263H8V262H6ZM18 264H20V263H18ZM37 264H41V263H37ZM70 264V263H69ZM97 264V263H96ZM103 264V263H102ZM105 264H107V263H105ZM112 264V263H111ZM122 264V263H121ZM124 264V263H123ZM140 264V263H139ZM149 264V263H148ZM151 264V263H150ZM161 264V263H160ZM213 264H214V262H213ZM246 264V263H245ZM248 264V263H247Z\"/></svg>",
    "mask_w": 264,
    "mask_h": 264
}]
</instances>
